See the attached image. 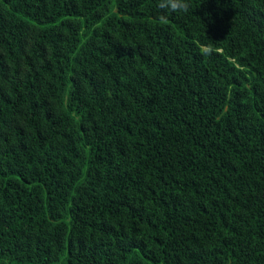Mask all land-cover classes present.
<instances>
[{"label": "trees", "instance_id": "16d2710c", "mask_svg": "<svg viewBox=\"0 0 264 264\" xmlns=\"http://www.w3.org/2000/svg\"><path fill=\"white\" fill-rule=\"evenodd\" d=\"M264 264V0H0V264Z\"/></svg>", "mask_w": 264, "mask_h": 264}, {"label": "rangeland", "instance_id": "374dc122", "mask_svg": "<svg viewBox=\"0 0 264 264\" xmlns=\"http://www.w3.org/2000/svg\"><path fill=\"white\" fill-rule=\"evenodd\" d=\"M8 264H13V263H8Z\"/></svg>", "mask_w": 264, "mask_h": 264}]
</instances>
